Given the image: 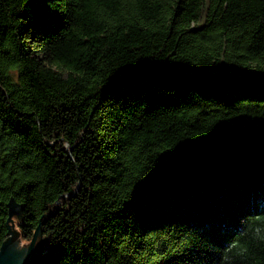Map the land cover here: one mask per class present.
Returning a JSON list of instances; mask_svg holds the SVG:
<instances>
[{
	"label": "trees",
	"instance_id": "1",
	"mask_svg": "<svg viewBox=\"0 0 264 264\" xmlns=\"http://www.w3.org/2000/svg\"><path fill=\"white\" fill-rule=\"evenodd\" d=\"M11 200L34 264H264V0H0Z\"/></svg>",
	"mask_w": 264,
	"mask_h": 264
},
{
	"label": "water",
	"instance_id": "2",
	"mask_svg": "<svg viewBox=\"0 0 264 264\" xmlns=\"http://www.w3.org/2000/svg\"><path fill=\"white\" fill-rule=\"evenodd\" d=\"M20 212L21 207L11 200L8 204L7 218V229L10 235L8 240L0 247V264H34L42 253L44 239H40L37 247H35L37 239L41 237L40 224L29 242L24 241L19 231L15 229L19 219L17 217L13 218V216L19 215Z\"/></svg>",
	"mask_w": 264,
	"mask_h": 264
},
{
	"label": "rangeland",
	"instance_id": "3",
	"mask_svg": "<svg viewBox=\"0 0 264 264\" xmlns=\"http://www.w3.org/2000/svg\"><path fill=\"white\" fill-rule=\"evenodd\" d=\"M18 226H19V223H18V224H16V226H15V229L19 231V228H18Z\"/></svg>",
	"mask_w": 264,
	"mask_h": 264
}]
</instances>
